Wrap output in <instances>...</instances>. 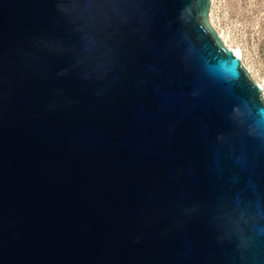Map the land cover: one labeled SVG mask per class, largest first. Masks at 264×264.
Wrapping results in <instances>:
<instances>
[{
	"label": "water",
	"instance_id": "95a60500",
	"mask_svg": "<svg viewBox=\"0 0 264 264\" xmlns=\"http://www.w3.org/2000/svg\"><path fill=\"white\" fill-rule=\"evenodd\" d=\"M210 0H0V264H264V99Z\"/></svg>",
	"mask_w": 264,
	"mask_h": 264
},
{
	"label": "rangeland",
	"instance_id": "374dc122",
	"mask_svg": "<svg viewBox=\"0 0 264 264\" xmlns=\"http://www.w3.org/2000/svg\"><path fill=\"white\" fill-rule=\"evenodd\" d=\"M208 22L226 47L238 48L241 64L264 99V0H210Z\"/></svg>",
	"mask_w": 264,
	"mask_h": 264
},
{
	"label": "bare ground",
	"instance_id": "6f19581e",
	"mask_svg": "<svg viewBox=\"0 0 264 264\" xmlns=\"http://www.w3.org/2000/svg\"><path fill=\"white\" fill-rule=\"evenodd\" d=\"M224 44H225V46L227 45V43L224 41ZM231 49H232V52L234 53V55H236V56H238L239 57V59H240V57H241V52H240V50L238 49V48H232L231 47ZM237 53H239V55H237ZM240 61H241V59H240ZM260 85V87L262 88V86L263 85H261V84H259ZM263 89V88H262Z\"/></svg>",
	"mask_w": 264,
	"mask_h": 264
},
{
	"label": "snow or ice",
	"instance_id": "6c2138e0",
	"mask_svg": "<svg viewBox=\"0 0 264 264\" xmlns=\"http://www.w3.org/2000/svg\"><path fill=\"white\" fill-rule=\"evenodd\" d=\"M237 55H239V53H237Z\"/></svg>",
	"mask_w": 264,
	"mask_h": 264
}]
</instances>
